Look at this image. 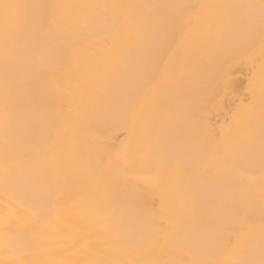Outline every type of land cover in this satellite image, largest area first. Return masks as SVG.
Wrapping results in <instances>:
<instances>
[{"label":"bare ground","instance_id":"6f19581e","mask_svg":"<svg viewBox=\"0 0 264 264\" xmlns=\"http://www.w3.org/2000/svg\"><path fill=\"white\" fill-rule=\"evenodd\" d=\"M13 2L39 5L74 4H131L145 7L135 11L141 19L139 30L111 33L107 28L93 30L83 19H78L74 9L58 8L46 10L54 13L56 23L46 26L47 35L37 29L31 34H22L14 42L23 56L8 69V83L11 87L9 106L13 118L9 124L12 138L10 150L14 154L18 170L19 186L6 193L0 182V221L7 207L17 209L24 215L13 218L17 231L10 239L18 241L17 246L6 248L2 225H0V264H104L105 261L145 260L148 251L121 249L117 234L103 223L101 215L105 208L103 199H96V185L89 174L71 166L72 146L63 141L57 156L51 161L39 158L36 140L32 134L35 119L46 113L50 106L66 100L79 104L84 89L93 106L103 107L106 102H118L125 93L135 89L141 100V110H146L149 119L168 116L160 137L181 139L186 132L183 112L190 106L203 104L209 111L208 119L220 129L231 120L232 111L238 101L248 95L250 79L257 92L264 83L258 43L249 45L245 36L235 30H228L210 20L201 19L183 24V35L169 31L168 13L164 5L173 4H244L258 3V0H13ZM96 10H87L94 15ZM34 14L43 15L45 10L35 9ZM215 10H210V15ZM235 46L251 51L254 63L246 57L233 62L228 70V84L217 102L208 103L213 95L205 69L215 59L217 49ZM4 39L0 31V161L5 151L4 137ZM170 71L175 78L170 79ZM156 73V86L147 83L151 73ZM259 107L255 113V125L259 130ZM129 127L121 119L99 120L88 132L93 146L103 148L105 159H115L122 154L129 137ZM55 142V137L53 138ZM63 162V166H61ZM52 168L47 178L46 199L50 204V218L34 226L29 215L33 200L26 188L40 179V170ZM183 178L186 188L215 184L217 178L227 177L233 181L230 186H219L230 193L222 206V216L211 233L212 251H202L177 241L170 256L180 261H195L223 256L225 251L237 259L250 258L255 253L259 259L261 221V176L259 165L248 166L242 161L220 167L211 173H203L196 166ZM239 170V175L237 174ZM139 178L129 179L128 166L110 168L107 171L115 194L133 193L137 203L151 211L154 201L161 193L155 179L143 159L133 169ZM240 201L245 211L231 208L232 200ZM200 214V199L185 207H177L172 215L173 222L157 221V229H173L175 235L179 221L184 228H196ZM254 221L250 228L247 218ZM162 237L161 239H167ZM27 244V250L23 246Z\"/></svg>","mask_w":264,"mask_h":264},{"label":"snow or ice","instance_id":"6c2138e0","mask_svg":"<svg viewBox=\"0 0 264 264\" xmlns=\"http://www.w3.org/2000/svg\"><path fill=\"white\" fill-rule=\"evenodd\" d=\"M140 5L131 4H74V5H39L0 0V31L4 39V137L5 151L0 161V182L6 193L19 186L18 170L14 154L10 150L12 138L9 135V124L13 118L9 101L11 87L8 83V67L20 61L23 56L21 49L15 46V40L22 34H31L37 29L47 35L46 26L56 23V16L46 11L48 9H74L78 19H83L95 31L107 28L111 33H121L132 29L139 30L141 19L136 13ZM173 11L168 13L169 31L183 35L182 25L201 19L210 20L228 30L242 33L249 45H259L261 67L264 69V0L258 3L244 4H173L160 6ZM45 10L43 15L37 16L33 10ZM87 10H96L94 15H88ZM210 10H215L210 15ZM246 57L249 63H254L251 51L235 46H224L216 50L214 62L205 69V73L214 94L207 98L208 103L217 102L228 84L229 69L233 62ZM175 78V72L170 71V79ZM261 79L264 81V71ZM147 83L156 86V73L148 77ZM87 89L83 90L81 101L75 104L71 100L52 105L46 113L38 116L33 122L32 134L36 140V151L39 158L51 161L57 156L63 141L68 140L72 146L70 164L74 168L85 170L96 185V199L105 201V208L101 215L103 223L110 231L117 234L121 249H138L148 251L145 260L105 261L104 264H264V83L259 92L250 79L248 95L243 101H238L230 121L216 129L213 121L208 119V109L203 104L188 107L182 114L186 123V132L181 139H166L159 136L168 116L149 119L146 110H141L139 93L129 90L118 102H106L103 107L93 106L86 97ZM259 107L260 122L257 132L255 113ZM121 119L129 127L131 136L122 154L115 159H105L103 148L93 146L88 132L93 124L99 120ZM55 137V142L53 138ZM143 159L155 179L156 186L161 193L158 202L154 201L151 211L143 209L133 193L115 194L108 178L110 168L128 166L129 179H137L133 171L137 162ZM242 161L248 166L259 165L261 176V221L259 230L260 249L259 259L255 253L250 258L240 260L225 251L223 256L195 261H180L172 259L171 251L178 247L177 241L202 251H212L210 244L211 233L222 216V206L231 194L217 190L219 186H230L233 181L227 177L217 178L215 184L201 187L195 185L186 188L183 178L188 175L194 164L203 173L233 165ZM63 166V162H61ZM52 168L40 170L39 181L26 188V192L33 200V207L29 215L34 226L47 222L50 218V204L46 199L47 178L52 174ZM239 175V170H237ZM200 199V214L196 228H184L179 221L175 235L169 236L173 229H157V221L173 222L172 215L181 205L188 207L196 198ZM6 201L5 216L0 225L6 248L17 246L18 241L10 239L17 231L13 218L24 213L18 209L11 211ZM233 211H245L240 201L233 199ZM250 228L255 227L251 217L247 218ZM167 239H161L162 237ZM28 245L23 246L27 250ZM24 264H30L25 261Z\"/></svg>","mask_w":264,"mask_h":264}]
</instances>
